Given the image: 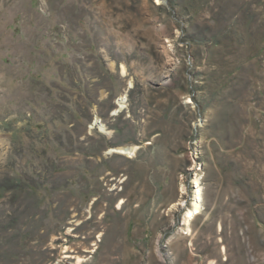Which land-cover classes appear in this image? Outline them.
<instances>
[{
    "label": "rangeland",
    "instance_id": "rangeland-1",
    "mask_svg": "<svg viewBox=\"0 0 264 264\" xmlns=\"http://www.w3.org/2000/svg\"><path fill=\"white\" fill-rule=\"evenodd\" d=\"M0 264H264V0H0Z\"/></svg>",
    "mask_w": 264,
    "mask_h": 264
},
{
    "label": "bare ground",
    "instance_id": "bare-ground-1",
    "mask_svg": "<svg viewBox=\"0 0 264 264\" xmlns=\"http://www.w3.org/2000/svg\"><path fill=\"white\" fill-rule=\"evenodd\" d=\"M122 74H125L126 73V69L124 68V66L122 65ZM130 86V85H129ZM125 102H126V99L124 97H122L119 101V110H117L115 113H118L120 112L121 110H123L126 106L125 105ZM137 150V147H120L113 151H111V153H116L117 155L118 154H127V155H130L135 153ZM196 184H197V187H195L197 189V191L195 192V200H193V206L192 208L186 213L187 214V217L186 219H192L194 218V216L198 213H201V211L203 210V191L200 187V184H199V179H196Z\"/></svg>",
    "mask_w": 264,
    "mask_h": 264
}]
</instances>
